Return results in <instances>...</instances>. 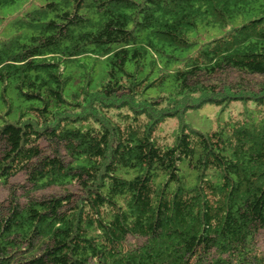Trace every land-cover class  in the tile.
Returning <instances> with one entry per match:
<instances>
[{
  "label": "trees",
  "instance_id": "16d2710c",
  "mask_svg": "<svg viewBox=\"0 0 264 264\" xmlns=\"http://www.w3.org/2000/svg\"><path fill=\"white\" fill-rule=\"evenodd\" d=\"M36 2L0 39V264H264V0Z\"/></svg>",
  "mask_w": 264,
  "mask_h": 264
},
{
  "label": "rangeland",
  "instance_id": "374dc122",
  "mask_svg": "<svg viewBox=\"0 0 264 264\" xmlns=\"http://www.w3.org/2000/svg\"><path fill=\"white\" fill-rule=\"evenodd\" d=\"M36 0H18L12 5L8 6H2L0 7V39L1 38H7L12 35L10 28V23L13 20L14 17L20 15L22 12L32 9L36 4ZM9 25V26H8ZM231 27V24L227 25L224 29H220L218 27H213L211 29V33L209 35H205L203 33V27L199 26L197 29L193 30L190 33L191 37H204L206 39H210L213 36H217L221 34L223 31L229 29ZM202 41V40H199ZM195 49V48H194ZM190 52V51H189ZM186 54V52H183ZM98 67V63H97ZM99 84V77L94 76L92 81V86H97ZM167 92L166 87L164 85H158L156 87H152L148 90V95H155V94H164ZM16 98V97H15ZM244 107L243 104L239 102H231L227 106L222 105H216L212 103L204 104L203 106L199 108L189 109L183 119L184 122L189 124L194 129H197L199 131H209L212 129L217 128L218 125H220L224 120H226L229 116L232 115H238L239 110ZM176 118V117H175ZM175 118H167L164 122L161 123L159 126V131L157 134V137L159 138V141L161 143H169L171 138L173 137V132L177 125V120ZM3 123L2 119L0 118V124ZM11 181L15 182L17 181V178H12ZM11 184H17L11 183ZM57 190L55 189H43L37 192H34L38 196H43L46 193H51L53 191ZM6 188H4L3 185L0 184V201L6 198Z\"/></svg>",
  "mask_w": 264,
  "mask_h": 264
}]
</instances>
